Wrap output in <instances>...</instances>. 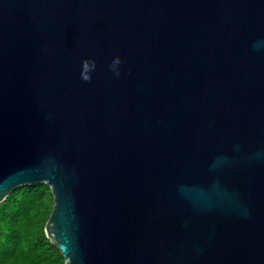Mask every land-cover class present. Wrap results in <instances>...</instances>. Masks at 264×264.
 Segmentation results:
<instances>
[{
	"label": "water",
	"instance_id": "95a60500",
	"mask_svg": "<svg viewBox=\"0 0 264 264\" xmlns=\"http://www.w3.org/2000/svg\"><path fill=\"white\" fill-rule=\"evenodd\" d=\"M43 183L64 264H264V0H0V204Z\"/></svg>",
	"mask_w": 264,
	"mask_h": 264
},
{
	"label": "trees",
	"instance_id": "16d2710c",
	"mask_svg": "<svg viewBox=\"0 0 264 264\" xmlns=\"http://www.w3.org/2000/svg\"><path fill=\"white\" fill-rule=\"evenodd\" d=\"M51 199L41 184L20 187L0 204V264H64L44 233Z\"/></svg>",
	"mask_w": 264,
	"mask_h": 264
},
{
	"label": "rangeland",
	"instance_id": "374dc122",
	"mask_svg": "<svg viewBox=\"0 0 264 264\" xmlns=\"http://www.w3.org/2000/svg\"><path fill=\"white\" fill-rule=\"evenodd\" d=\"M42 185H45V186L47 187L48 191H49L50 194H51L50 188H49L45 183H43ZM51 197H52V194H51ZM52 207H53V197H52V199H51V208H52Z\"/></svg>",
	"mask_w": 264,
	"mask_h": 264
}]
</instances>
